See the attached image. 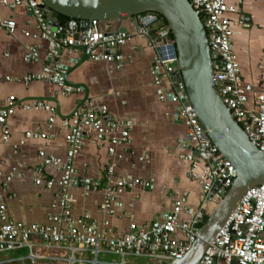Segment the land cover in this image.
Listing matches in <instances>:
<instances>
[{
  "label": "built area",
  "instance_id": "built-area-1",
  "mask_svg": "<svg viewBox=\"0 0 264 264\" xmlns=\"http://www.w3.org/2000/svg\"><path fill=\"white\" fill-rule=\"evenodd\" d=\"M189 2L200 15L207 33L214 71L213 82L220 97L250 141L264 153V48L259 64L260 82L257 85L246 82L242 76L234 44L237 28L232 15L239 12V7L236 4H229L226 0ZM0 3L12 9L25 4L36 21L35 27L39 36L51 43L49 49L51 62L40 71L26 74L23 81L52 82L61 85L65 94L79 92L81 87L68 83L67 70L63 69L58 61L61 49L73 52L87 48L90 59L115 62L117 68H122L126 62L121 52L122 46L132 35L139 34L146 38L149 45L156 50L152 70L158 97L163 101L169 99L177 104L178 116L187 128L186 140L179 143L188 150L181 157L190 162L189 177L198 182L203 191L198 207L190 206L184 194L174 201L171 211L142 226L132 225L127 232L119 236L111 235L112 229L107 219L102 228H98L90 224L86 217L73 216L74 199L68 190L75 182L74 176L77 173L74 158L82 149L87 132H93L99 142L109 139V153L116 155L118 146L130 143L133 126L130 120L109 118L107 106L96 107L93 101L86 100L74 110L69 119L62 121V126L69 130L66 156H55L45 150H40L38 155L41 163L35 168V184L44 185L48 189L55 185L60 187L59 202L53 205L59 207L60 212L50 215L46 223L25 224L9 218L7 206L0 195V253L24 248L30 250L27 257L0 259V264L24 261L35 264L47 257L40 253L39 247L61 249L64 244L68 245L71 253L65 258L68 264L77 262L74 253L79 249H90L94 255L93 260L86 258L78 260L82 264H102L98 260V255L102 251L121 255L122 261L119 264H129L125 259L128 255L152 257L157 259V264L183 259L197 240L204 218L214 211L233 184L237 170L218 146L205 138V130L196 109L188 103L183 91L184 85L176 78L179 72L178 55L175 43L169 40L171 35L169 25H162L161 15L150 11L138 16L139 30L131 34H109L101 29L98 20H93L89 34L67 33L64 39L57 40L58 31L54 32L43 17L41 0H0ZM239 22L242 23V20ZM0 27L9 34H14L17 23L14 19L0 17ZM24 33L30 35L27 30H24ZM39 54L40 47L32 45L25 52L24 59L28 63L37 62ZM165 82L168 89L164 87ZM17 104V99L10 96L0 105L3 141L10 138L9 120L15 115ZM19 106L27 111L50 112L48 125L49 127L54 125L57 110L51 101L36 99L21 102ZM51 137L53 136L47 132L26 133V138L31 140H48ZM130 153L135 155L136 152L131 150ZM147 158V155H143L139 160L144 161ZM47 167L59 169L60 177L48 176L45 172ZM1 176H4L7 186L15 174L5 175L0 164ZM106 177L108 184L100 208L107 215H114L118 209H122L123 202L119 195L126 188L135 185L148 187L151 184V180L133 176L116 179L114 163L109 164ZM82 184L86 193L98 190L101 186L100 180L89 177L83 178ZM199 264H264V183L254 186L243 196L209 244Z\"/></svg>",
  "mask_w": 264,
  "mask_h": 264
},
{
  "label": "crops",
  "instance_id": "crops-1",
  "mask_svg": "<svg viewBox=\"0 0 264 264\" xmlns=\"http://www.w3.org/2000/svg\"><path fill=\"white\" fill-rule=\"evenodd\" d=\"M226 1L239 7V12L232 17L236 21L234 44L242 76L246 82L257 85L261 80L259 64L264 48V0ZM0 17L14 19L17 23L14 34L0 27V105L10 96L18 101L15 115L9 120L11 135L8 141H3L0 125V164L5 175L15 174L7 186L4 176L0 177V195L9 218L25 224H42L48 222L50 215L60 212L59 207L53 206L59 202L60 187L55 185L48 189L35 184V168L41 163L38 155L40 150H45L55 156H66L69 130L62 126V121L69 119L86 100L93 101L96 107L107 106L109 118L130 120L133 126L130 143L118 146L116 155L109 153V139L99 142L93 132H87L82 149L74 158L77 173L68 190L74 199L73 216L86 217L98 228H102L107 219L111 235L119 236L132 225L142 226L171 211L174 201L184 194L190 206L196 208L201 204L202 187L189 177L190 162L181 157L188 150L179 143L186 140L187 128L178 117L177 104L158 97L152 70L156 50L146 38L132 35L122 46L121 52L126 58L122 68H117L115 62L92 60L83 49L73 52L61 49L58 61L67 70L68 83L81 87L79 92L65 94L61 85L52 82L23 81L26 74L40 71L51 62V43L39 36L36 21L27 6L22 4L12 9L0 3ZM120 21L129 34L138 31L133 17H122ZM24 30L30 35H25ZM32 45L40 47V57L37 62L28 63L24 55ZM164 87L168 89L166 82ZM36 99L49 100L56 107L52 127L48 125L50 112L27 111L19 106L21 102ZM30 131L47 132L53 137L48 140L27 139L26 133ZM131 150L136 152L135 155L130 153ZM143 155L148 158L140 161L139 157ZM111 163L115 164L116 179L133 176L151 180V184L126 188L119 195L122 209L114 215H107L100 207L105 199L106 175ZM45 172L52 178H59L61 174L55 167H47ZM85 177L100 180V188L86 193L82 184ZM21 250L27 253L1 259L27 257L30 250L17 251ZM38 250L48 257L38 260V264H68L65 258L71 254L65 244L61 249L39 247ZM74 256L77 259L75 264H82L78 261L81 258L94 259L90 249H79ZM125 259L129 264L158 263L157 259L146 256L128 255ZM98 260L102 264H119L122 256L102 251ZM24 263L31 264L29 261Z\"/></svg>",
  "mask_w": 264,
  "mask_h": 264
},
{
  "label": "water",
  "instance_id": "water-1",
  "mask_svg": "<svg viewBox=\"0 0 264 264\" xmlns=\"http://www.w3.org/2000/svg\"><path fill=\"white\" fill-rule=\"evenodd\" d=\"M40 8L57 40L67 33H90V24L98 20L109 34L126 33L122 17L156 12L171 29L169 40L178 55V82L183 83L188 103L196 109L205 138L218 146L237 170V176L222 201L201 226L197 240L181 260L162 264H199L209 244L254 186L264 183V153L255 146L222 101L213 82L214 71L206 30L200 15L189 0H41ZM61 16L68 18L63 22ZM66 31H68L66 33ZM85 35V34H84ZM87 53V48L84 49ZM179 117V116H178ZM180 118V117H179Z\"/></svg>",
  "mask_w": 264,
  "mask_h": 264
},
{
  "label": "rangeland",
  "instance_id": "rangeland-1",
  "mask_svg": "<svg viewBox=\"0 0 264 264\" xmlns=\"http://www.w3.org/2000/svg\"><path fill=\"white\" fill-rule=\"evenodd\" d=\"M26 253H27L26 250H21V251H17V250H15V251H7V252H4V253H0V259H1V258H5V257H7V256L10 257L11 255L21 256V255H24V254H26ZM35 264H38V262L35 263Z\"/></svg>",
  "mask_w": 264,
  "mask_h": 264
},
{
  "label": "trees",
  "instance_id": "trees-1",
  "mask_svg": "<svg viewBox=\"0 0 264 264\" xmlns=\"http://www.w3.org/2000/svg\"><path fill=\"white\" fill-rule=\"evenodd\" d=\"M61 19H62L63 22H67L68 21V18L65 17V16H61ZM167 24H168L167 21L162 17V25H167ZM206 220H207V217L204 218V220L201 223V225H203ZM24 262H19V263H14V264H25Z\"/></svg>",
  "mask_w": 264,
  "mask_h": 264
}]
</instances>
